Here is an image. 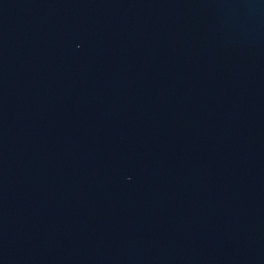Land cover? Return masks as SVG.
I'll return each instance as SVG.
<instances>
[{
  "label": "water",
  "instance_id": "water-1",
  "mask_svg": "<svg viewBox=\"0 0 264 264\" xmlns=\"http://www.w3.org/2000/svg\"><path fill=\"white\" fill-rule=\"evenodd\" d=\"M0 264H264V0H0Z\"/></svg>",
  "mask_w": 264,
  "mask_h": 264
}]
</instances>
